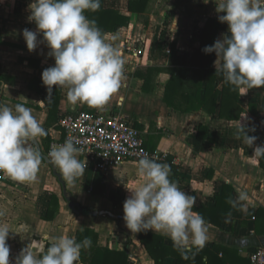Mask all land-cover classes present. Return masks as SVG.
Returning <instances> with one entry per match:
<instances>
[{"label": "crops", "instance_id": "1", "mask_svg": "<svg viewBox=\"0 0 264 264\" xmlns=\"http://www.w3.org/2000/svg\"><path fill=\"white\" fill-rule=\"evenodd\" d=\"M155 1L149 0L144 12L135 13L128 10L129 0H103L104 8L128 16L129 22L104 34L105 41L121 52L125 61L124 79L109 104L98 110L87 104L72 106L67 100V87L53 86L47 99L41 73L54 66V58L47 55L50 49L46 42L29 52L22 36L25 28L37 30L34 22L27 19L33 0H0V73L8 78L7 83L3 82L2 94L7 98L4 104L14 107L21 103L31 109L47 133L45 138L36 140L45 153L51 144L64 139V130L58 124L61 115L77 110L100 113L120 110L141 131L144 147L159 153L162 157L159 162L179 167L177 185L196 198L194 211L207 222L209 241L194 258L193 253H188L189 258L184 259L165 234L152 230L132 233L124 219L108 215L78 214L73 218L60 183L42 158L37 179L32 183L21 184L4 175L0 188V211L4 215L0 216V223L10 228L9 264H16L25 247L39 258L46 245L56 238L65 235L75 238V232L84 229L98 235V246L126 251L130 258L127 264H155L139 238L140 233L162 238V247L154 248L158 256L165 253L161 264H250L249 254L256 246L264 245V169L253 155V149L264 144V87L250 89L243 96L238 93L242 113L237 120L220 118L218 109L209 113L167 106L163 101L167 76L161 73L156 75L151 91H142V79L134 71L150 65L185 67L189 70L188 78L193 82L200 80L203 88L207 71L200 72L198 67L202 29L208 18L224 14L215 12L214 0L208 4L203 0H161L160 7L153 9ZM219 30L217 39H222L228 31L227 23H220ZM37 39L43 40L42 33H38ZM129 44L141 50V55L133 56L127 50ZM215 62L220 65L216 53ZM223 78L217 72V102ZM36 86L43 88V97ZM240 123L247 134V127L256 126L258 135L252 147L244 142L243 136L236 138ZM77 158L86 162L87 167L74 183H65L73 200L82 207L124 215L123 202L132 189L146 182L138 173V161L125 160L102 172L85 156L78 153ZM57 170L60 173L58 167ZM239 191L247 193L246 201H238ZM51 194L57 196L59 208L53 219L46 220ZM145 238L154 245L152 238Z\"/></svg>", "mask_w": 264, "mask_h": 264}, {"label": "clouds", "instance_id": "2", "mask_svg": "<svg viewBox=\"0 0 264 264\" xmlns=\"http://www.w3.org/2000/svg\"><path fill=\"white\" fill-rule=\"evenodd\" d=\"M210 0H203L208 4ZM215 12L228 31L222 39L206 45L202 51L215 52L222 58L216 72H221L225 83L246 95L250 89L264 87V0H214ZM101 0H33L29 5V22L36 31L25 28L22 36L29 52L46 42L54 58V66L41 73L49 99L53 86L67 87V100L72 106L87 104L103 110L122 87L125 61L118 47L105 41L95 20H89L85 11L100 10ZM42 33L43 40H38ZM248 131H255L250 128ZM241 134L252 147L256 136H249L240 123L236 138ZM46 130L30 108L18 103L14 107L0 103V173L18 183H32L37 179L42 155L34 141L46 136ZM78 140L69 137L62 145L48 153L49 161L60 170L66 184L74 183L87 167L77 158L81 151ZM256 158L264 157V145L253 149ZM139 175L146 179L131 190L123 202V219L132 233L152 230L167 235L182 258L188 253L202 251L209 241L208 224L194 211L196 198L182 191L170 179L172 168L144 156L138 161ZM127 187V185H125ZM128 188V187H127ZM248 195L239 191L238 201ZM4 213L0 211V216ZM10 228L0 223V264H9L10 246L7 243ZM92 246L90 237L77 242L74 237L56 238L42 257L29 247L21 250L16 264H79L81 250ZM195 249V252H193Z\"/></svg>", "mask_w": 264, "mask_h": 264}, {"label": "trees", "instance_id": "3", "mask_svg": "<svg viewBox=\"0 0 264 264\" xmlns=\"http://www.w3.org/2000/svg\"><path fill=\"white\" fill-rule=\"evenodd\" d=\"M148 2L149 0H129L128 10L135 13H142L146 10ZM85 15L89 20H95L96 25L102 30L103 36L106 32L112 31L117 27L127 25L129 22L128 16L120 14L115 9L104 8L103 0H101V7L99 11L92 12L86 10ZM220 23L221 22H219L217 17L208 18L202 29L198 52V67L200 72H203L205 69L207 71V79L203 88H201L200 80L193 82L188 78L189 70L185 67L178 66L176 64L169 66L150 65L137 67L134 71V75L142 79V91H151L154 87L156 75L161 73L167 76L163 94V101L167 104V106L181 111L203 109L209 113H214L215 110L218 109L220 118L226 120L239 119L242 113V108L239 105L238 91H233L232 86L225 83L223 78L220 99L217 102L218 89L215 88L217 72L216 65L213 63L215 52L206 54L202 51L206 45H212L217 40V34L220 31ZM161 42L162 33L158 41V47H160ZM170 53L172 56L174 55V50L172 48ZM221 64L222 58H220V65ZM34 81L38 82L37 79ZM1 82L7 83L8 78L0 73V84ZM35 89L38 92H41L43 97V88L41 89L36 86ZM6 100L7 98L2 94L0 97V103H4ZM253 127L255 128V131H248V134L250 136H257L258 133L256 126H249L247 128L250 129ZM259 164L264 169V157L259 158ZM169 165L172 168V175L170 176V179L177 182L179 167L175 164ZM58 208V198L55 194H51L44 218L46 220L53 219ZM145 236L152 238V242H155L154 245H152L150 241L145 238ZM85 237L91 238L92 246L81 250L80 261L83 264H127L130 261L129 254L126 251L110 250L107 247L98 246V235L93 230L84 229L75 232V239L77 242H82ZM139 238L145 245L150 256L154 259L155 264H161L165 253L158 256L154 253V248L158 249L162 247V238L160 236L144 233H140ZM49 246V244L46 245L45 252L43 254L46 253ZM43 254L40 257H42ZM185 263L186 262H183V264Z\"/></svg>", "mask_w": 264, "mask_h": 264}, {"label": "built area", "instance_id": "4", "mask_svg": "<svg viewBox=\"0 0 264 264\" xmlns=\"http://www.w3.org/2000/svg\"><path fill=\"white\" fill-rule=\"evenodd\" d=\"M127 50L135 57L141 55V50L133 49L131 44ZM58 124L64 130V139L51 144L47 154L72 137L79 141L76 145L81 150L79 154L102 172L119 166L125 160L139 161L145 155L157 162L162 159L157 151L144 147L141 131L120 110L110 113L77 110L61 115ZM3 179L4 174L0 173V188ZM249 260L250 264H264V245L256 246L249 254Z\"/></svg>", "mask_w": 264, "mask_h": 264}, {"label": "water", "instance_id": "5", "mask_svg": "<svg viewBox=\"0 0 264 264\" xmlns=\"http://www.w3.org/2000/svg\"><path fill=\"white\" fill-rule=\"evenodd\" d=\"M3 85H4V83L1 82V84H0V97H1V95L3 93ZM34 143L39 148L43 160L45 161L46 164L49 165L53 175L57 178L58 182L60 183L61 189H62L63 198L65 199V201L68 204L69 209L73 213V218L76 215H78V214H84L86 216L108 215V216H110L112 218H115V219H123V215L115 214L113 212L105 211V210L98 211V210L82 207L77 202H75V200H73V198H72V194L66 189L65 182L62 180V177H61L60 173L57 170V166L53 165L49 161L48 154L45 153V152H42V150L39 147V145L37 144V142L34 141Z\"/></svg>", "mask_w": 264, "mask_h": 264}, {"label": "rangeland", "instance_id": "6", "mask_svg": "<svg viewBox=\"0 0 264 264\" xmlns=\"http://www.w3.org/2000/svg\"><path fill=\"white\" fill-rule=\"evenodd\" d=\"M155 2H156V3L153 4V9H154V8L156 9V8L160 7V5L162 4V3H161V0H156ZM156 6H157V7H156Z\"/></svg>", "mask_w": 264, "mask_h": 264}]
</instances>
